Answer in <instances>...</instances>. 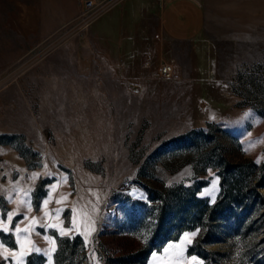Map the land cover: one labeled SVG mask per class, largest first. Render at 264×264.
Wrapping results in <instances>:
<instances>
[{
  "label": "rangeland",
  "instance_id": "rangeland-1",
  "mask_svg": "<svg viewBox=\"0 0 264 264\" xmlns=\"http://www.w3.org/2000/svg\"><path fill=\"white\" fill-rule=\"evenodd\" d=\"M196 1L0 0V264H264V0Z\"/></svg>",
  "mask_w": 264,
  "mask_h": 264
},
{
  "label": "crops",
  "instance_id": "crops-1",
  "mask_svg": "<svg viewBox=\"0 0 264 264\" xmlns=\"http://www.w3.org/2000/svg\"><path fill=\"white\" fill-rule=\"evenodd\" d=\"M159 21L162 33L167 39L172 42H189L202 33L205 13L196 0H163Z\"/></svg>",
  "mask_w": 264,
  "mask_h": 264
},
{
  "label": "built area",
  "instance_id": "built-area-1",
  "mask_svg": "<svg viewBox=\"0 0 264 264\" xmlns=\"http://www.w3.org/2000/svg\"><path fill=\"white\" fill-rule=\"evenodd\" d=\"M83 3L86 10H91L98 4L95 1H84ZM158 73L162 79H172L175 76V67L171 64L165 63L161 67H159Z\"/></svg>",
  "mask_w": 264,
  "mask_h": 264
},
{
  "label": "snow or ice",
  "instance_id": "snow-or-ice-1",
  "mask_svg": "<svg viewBox=\"0 0 264 264\" xmlns=\"http://www.w3.org/2000/svg\"><path fill=\"white\" fill-rule=\"evenodd\" d=\"M185 239H188L187 235H186Z\"/></svg>",
  "mask_w": 264,
  "mask_h": 264
},
{
  "label": "water",
  "instance_id": "water-1",
  "mask_svg": "<svg viewBox=\"0 0 264 264\" xmlns=\"http://www.w3.org/2000/svg\"><path fill=\"white\" fill-rule=\"evenodd\" d=\"M133 186V185H132Z\"/></svg>",
  "mask_w": 264,
  "mask_h": 264
}]
</instances>
